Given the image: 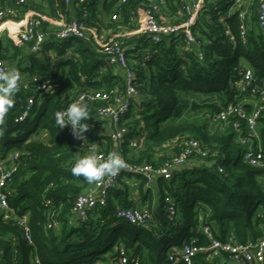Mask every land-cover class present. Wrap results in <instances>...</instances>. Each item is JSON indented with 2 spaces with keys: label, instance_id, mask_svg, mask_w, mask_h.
Wrapping results in <instances>:
<instances>
[{
  "label": "trees",
  "instance_id": "trees-1",
  "mask_svg": "<svg viewBox=\"0 0 264 264\" xmlns=\"http://www.w3.org/2000/svg\"><path fill=\"white\" fill-rule=\"evenodd\" d=\"M192 1L166 0L164 15H175L174 22H182L187 17L183 7ZM119 2L27 0L19 7L20 16L33 12L40 21L38 29L46 33L40 51H32L31 43H17L4 35L0 59L6 62V71L15 67L20 72L21 83L13 108L0 125V159L18 153L17 168L7 184L8 199L18 215L29 214L34 243H28L15 219L0 215V264H35V257L42 264H66L68 257L91 260L109 249L114 250V257L123 249L142 264H166L171 247L179 248L191 237H197L199 245H208L210 239L202 230L205 226L221 240L245 242L264 235V169L245 160L246 147L239 142L238 132L232 126L211 131L206 122L180 119L187 109L203 107L215 117L229 102L236 101L242 92V66L253 70L255 85L264 84V29L257 22L258 0L250 1V28L245 39L240 36L239 11L234 10L232 0L203 1L193 28L201 41L202 59L196 47L184 49L180 34L152 43L145 34L128 33L138 28V11L146 3L128 0L121 5L120 18L113 20L111 15ZM85 10L89 24L98 33L124 34L119 41L127 48L140 94L137 104L120 122L128 132L119 143L100 134V126L110 122L95 119L101 102L89 100L86 105L92 117L87 123L94 126L90 139L99 140L106 154L117 146L130 163L155 168L181 153L190 139H198L208 156L195 155L171 179L159 178L161 196L155 208L152 196L145 197L149 191L144 189L146 181L127 174L111 189L105 206L86 220H76V198L92 183L72 175L71 168L84 156V150L70 125L59 128L55 113L66 109L81 91L123 87L124 73L107 63L94 38L57 39V26L41 16L70 20ZM34 76L53 86L37 93ZM198 91H214L216 99L201 105L196 100L190 102L188 94ZM31 94L36 95L33 109L25 120L17 122ZM246 108L251 109L248 104ZM261 122L259 131L264 138V118ZM44 133L46 138L40 136ZM136 139L141 142L134 146ZM126 177L140 180V189L148 190L144 198L151 199L147 204L153 214L150 229L116 217L118 208L135 204L128 187L122 185ZM166 194L174 199V217L166 210ZM51 218L59 221V227H47ZM175 264L186 263L179 260ZM193 264L237 263L224 253L212 256L201 252Z\"/></svg>",
  "mask_w": 264,
  "mask_h": 264
},
{
  "label": "built area",
  "instance_id": "built-area-1",
  "mask_svg": "<svg viewBox=\"0 0 264 264\" xmlns=\"http://www.w3.org/2000/svg\"><path fill=\"white\" fill-rule=\"evenodd\" d=\"M79 1L86 2V0ZM203 1L194 0L186 3L183 7V12L187 17L182 22L177 23L174 21L165 22L164 20L166 0H144L146 5H143L138 11V28L128 33L145 34L152 43H158L165 37L180 34L184 49L190 50L192 47H196L198 56L202 59L204 54L200 50L201 41L196 37L193 28ZM250 1L232 0L234 10L239 11L240 36L243 39L246 38L247 31L250 28ZM26 2L27 0H7L3 3L0 0V49L4 35L7 33L15 42L31 43L32 51H40L42 44L46 40V33L38 29L40 21L33 15V12L20 16L19 7ZM65 2L70 4L72 0H65ZM126 2L128 0H120L117 4L111 15L113 20L120 18L121 5ZM257 11L258 25L264 29V0H258ZM41 17L49 21L51 25L57 26L55 34L57 39L63 40L71 37L94 38L101 47L100 51L105 54L107 63L124 73L125 82L123 87L111 90L81 91L67 104L68 107L77 101L83 104H87L89 100L100 101L101 105L96 112L95 119L112 123L113 129L108 135L114 143H119L123 135L128 132L127 127L121 125L120 122L137 104L140 95L135 83V73L129 62L127 48L122 41H119V37L124 34H109L103 31L98 33L89 24V12L87 10L80 16H73L70 20L66 18L56 20L44 15ZM226 33L231 39L234 38L229 29L226 30ZM6 70L5 61L0 59V72H6ZM240 75L241 94L237 96L236 101L229 102L223 107L220 113L215 116V119L222 124V127L232 126L238 132L239 142L246 147L244 152L245 160L253 166L264 169V138L259 131L262 125L261 120L264 118V84L261 86L254 84V72L249 66H242ZM32 79L37 93H41L53 86L41 81L37 76ZM35 101L36 95L31 94L27 98L23 112L16 117L15 120L17 122H21L29 116ZM247 104L250 106V110L246 108ZM89 126L85 133L88 140L87 143L74 138L78 146L84 150V155L91 154V149L94 148L100 159L104 160L109 154L103 151L99 140L93 141L90 139L94 126L90 124ZM140 140L136 139L134 146L138 145L141 142ZM110 154L121 157L125 166L116 175L106 176L99 183H92L77 196L74 212L79 219L86 220L91 213L106 205L110 191L117 186L120 176L132 174L140 176L148 183H151L156 177H163L168 180L173 177L175 171L187 164L195 155L205 158L208 156V151L198 139H190L185 143L181 153L172 156L170 160L158 168L147 163H130L117 146ZM17 158L18 153L13 152L6 160L0 159V215L4 219H15L16 223L22 228L25 239L28 243L33 244L34 238L31 232L29 214L18 215L15 209L11 207L8 199L7 184L17 168ZM164 201L170 217H174L177 210L174 199L169 194H166ZM115 214L117 218L129 221L132 224L149 229L152 227L153 214L148 208L120 207ZM59 224L58 220L51 218L47 227L57 228ZM202 230L210 239L208 245H199L197 237H191L184 241L181 247H174V250L169 251L166 264H175L179 260L184 261L186 264H193L194 257L201 252H207L212 256L224 253L237 264H264V235L257 239H248L245 242H241L235 238L227 240L216 238L208 226L202 227ZM34 260L35 264H42L39 257H35ZM69 264H142V262L139 258L130 256L122 249L116 257L114 255L109 257L108 253H106L89 261L74 260Z\"/></svg>",
  "mask_w": 264,
  "mask_h": 264
},
{
  "label": "clouds",
  "instance_id": "clouds-1",
  "mask_svg": "<svg viewBox=\"0 0 264 264\" xmlns=\"http://www.w3.org/2000/svg\"><path fill=\"white\" fill-rule=\"evenodd\" d=\"M21 74L11 67L6 72H0V125L8 112L13 108L17 93L20 91ZM90 115L86 104L79 101L70 104L66 109L55 113V121L60 129L71 126L75 138L88 142L85 135L89 129L88 119ZM125 163L117 155L109 156L101 160L95 149H91V154L79 157L71 168V173L75 177H83L89 183H99L106 176L116 175Z\"/></svg>",
  "mask_w": 264,
  "mask_h": 264
},
{
  "label": "crops",
  "instance_id": "crops-1",
  "mask_svg": "<svg viewBox=\"0 0 264 264\" xmlns=\"http://www.w3.org/2000/svg\"><path fill=\"white\" fill-rule=\"evenodd\" d=\"M166 6V4H165ZM176 19V16H169V15H165V22H172ZM4 61V60H3ZM6 64V62H5ZM250 101V100H248ZM113 129V125L112 123H107V124H103L100 126L99 128V132L100 134H106L108 135V133ZM159 178H162V177H156L151 183H148L146 182L145 184V188L144 189H149L148 190H141L140 189V180H137L135 178H132V177H126L123 179V184L125 187L127 186L128 187V192H129V198L134 201V205L133 207H137V208H148L147 207V204H151L152 203V206L155 208L157 206V201H158V198L160 195V192H159V184H158V181H159ZM147 193V195L145 196L146 199L150 198L152 196V201L150 203V200H146L144 198V194ZM151 192V193H149ZM146 200V202H143V200ZM150 210V209H149ZM75 219H79V217L77 215H75Z\"/></svg>",
  "mask_w": 264,
  "mask_h": 264
},
{
  "label": "rangeland",
  "instance_id": "rangeland-1",
  "mask_svg": "<svg viewBox=\"0 0 264 264\" xmlns=\"http://www.w3.org/2000/svg\"><path fill=\"white\" fill-rule=\"evenodd\" d=\"M216 95L217 93L215 94L214 91L213 92L198 91V92H193L191 95L188 94V99L190 102H193L196 100L201 105L202 103L204 104L206 101H211L213 99H216L215 97ZM180 119L182 121L184 120L187 122H195V123L196 122H201V123L206 122L208 124V128L211 131H217L220 127H222V124L219 123L218 120L215 119V117L211 116L207 107H203L202 109H198V110L187 109ZM40 136H42V138H46L48 135L44 133V134H41ZM103 247H101L100 249H103ZM173 248L174 247H171V250H174ZM113 252L114 250L109 249L108 256L111 257L113 255ZM75 260L89 261L90 257H84L82 259L78 257ZM72 261H74V259H71V257H68L65 260V263L69 264Z\"/></svg>",
  "mask_w": 264,
  "mask_h": 264
}]
</instances>
